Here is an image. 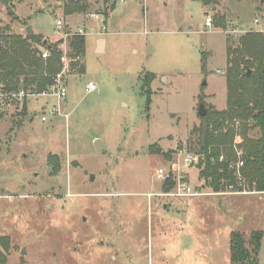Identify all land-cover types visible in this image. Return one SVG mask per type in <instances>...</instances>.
I'll return each mask as SVG.
<instances>
[{"label":"rangeland","instance_id":"374dc122","mask_svg":"<svg viewBox=\"0 0 264 264\" xmlns=\"http://www.w3.org/2000/svg\"><path fill=\"white\" fill-rule=\"evenodd\" d=\"M12 2L21 21L2 4L1 26L25 36L31 24L50 42L62 39L68 96L60 115L49 111L55 99L45 96L14 99L0 113L5 264H232L231 232H241L251 249L253 229L263 232L264 264V202L257 194L214 192L199 167L189 166L183 170L195 194L168 196L156 175L185 145L198 153L200 103L226 107V47L251 27L264 31V0H118L108 18L102 1L89 0L85 13L70 16L64 0ZM222 17L224 26L217 25ZM79 28L86 32L81 73L70 69L67 35ZM146 74L153 77L149 105ZM88 81L97 88L87 92ZM24 102L31 119L21 112Z\"/></svg>","mask_w":264,"mask_h":264},{"label":"trees","instance_id":"16d2710c","mask_svg":"<svg viewBox=\"0 0 264 264\" xmlns=\"http://www.w3.org/2000/svg\"><path fill=\"white\" fill-rule=\"evenodd\" d=\"M13 0H0V6L6 7L11 20L21 21L13 10ZM105 4L104 14L113 10L118 0H95ZM63 14L85 13L89 8V0H64ZM217 25L224 26L222 21ZM69 30L67 29V31ZM62 39L50 42L44 41L41 33H26L25 36L15 34L11 26L0 25V91L14 92L20 89L32 93H41L54 82L56 74L62 71V50L59 48ZM43 46L48 55L42 56L38 46ZM68 55L73 60L70 69L77 66L79 57L85 51V36L73 33L69 38ZM202 61L204 55L201 56ZM204 65H202V68ZM250 71V72H249ZM152 75L144 76L147 105L151 102L149 84ZM226 107L215 109L210 107L204 116L199 115V124L194 127L197 133L199 175L214 192L224 191L234 181L229 162L236 158L232 143L235 133H239L242 147V173L250 190L264 192V31L247 30L238 39L236 46L226 47ZM204 100V94L199 95V101ZM27 116L26 102L21 109ZM234 120L239 121L236 129ZM259 128L258 136H250L253 127ZM196 153V152H195ZM223 155V158L219 157ZM172 179L162 184L164 192L173 187ZM263 232H251L252 248L249 249L239 231L230 234V259L232 264H260L258 252ZM2 240V238H0ZM5 239V238H3ZM5 242V249H7ZM6 256L0 251V264H5Z\"/></svg>","mask_w":264,"mask_h":264},{"label":"built area","instance_id":"2783aa9c","mask_svg":"<svg viewBox=\"0 0 264 264\" xmlns=\"http://www.w3.org/2000/svg\"><path fill=\"white\" fill-rule=\"evenodd\" d=\"M90 16L95 20L105 22L104 15L101 13H90ZM57 26L60 27L63 24L61 19L56 20ZM205 26L210 28L213 26V19L210 15L205 16ZM101 29H106L105 25H102ZM84 35L86 32L83 28H79L76 32ZM72 33V34H73ZM67 35H71V32L67 33ZM48 55L47 51H42V56L46 57ZM61 60H65V56L61 57ZM97 88V84L93 81H88L86 83L85 89L87 92H90ZM28 96H45V97H52L55 99V102L51 105L49 111L53 114H61V103L65 100L68 96L67 86L63 82L62 73L59 72L56 74L54 78V82L47 88V90L41 93H32L30 91H26L20 89L14 92H6L0 91V113L4 111L5 105L10 104L14 99H22ZM43 110L47 108V104L43 106ZM47 119L46 114L42 113L41 120L45 121ZM236 129L239 126V121L234 120ZM241 141V136L239 133H235V137L232 143V148L236 155V158L229 162V168L232 170L234 181L227 186V193H251L253 190H248V186L246 183V179L242 173V166H243V159L242 154L243 150L242 147L239 145ZM220 159L223 158V155L219 157ZM177 162L171 163L167 169L158 168L156 171L157 177L165 182L168 179H172L174 186L165 194L168 196H175V197H182V196H190L194 195L195 192L191 185L189 184L188 180L186 179V175L184 174L183 168L189 166H196L198 167L200 161V154L191 151L187 145L180 148L177 153ZM217 193H221L217 192Z\"/></svg>","mask_w":264,"mask_h":264},{"label":"crops","instance_id":"0c3cea01","mask_svg":"<svg viewBox=\"0 0 264 264\" xmlns=\"http://www.w3.org/2000/svg\"><path fill=\"white\" fill-rule=\"evenodd\" d=\"M211 8H212V6H211ZM76 14H78V13H76ZM108 16H109V14H108ZM108 16H107V18H108ZM107 18L105 19V21H107ZM105 45H106L105 38L104 37H99L98 38V45H97L96 51L97 52H102L105 49ZM45 104L46 103H43L42 107L45 106ZM249 134H250V136H258L259 135V128L257 126L253 127L252 129H250ZM239 194H241V193H239ZM247 194L248 195H255V194H257L258 195V199L259 200H262L264 202V192H259V191L253 190V192L247 193ZM257 230H260V229H253V230L250 231V233L253 232V231H257ZM261 241H262V239H261Z\"/></svg>","mask_w":264,"mask_h":264},{"label":"water","instance_id":"95a60500","mask_svg":"<svg viewBox=\"0 0 264 264\" xmlns=\"http://www.w3.org/2000/svg\"><path fill=\"white\" fill-rule=\"evenodd\" d=\"M25 30H26V32H28V33H34V29H33V27H32L31 24L27 25V26L25 27ZM250 30H253V27H251ZM44 41H47V39H44ZM249 72H250V71H249ZM206 113H207V110H206V108H205V106H204V103H200V106H199V109H198V115H200V116H204ZM32 116H33V115H27V116H26V119H31ZM101 145H102L101 140H100V139H96V140H95V147H96V149H100ZM85 172H87V171H85ZM21 252L24 253L23 250H22Z\"/></svg>","mask_w":264,"mask_h":264}]
</instances>
